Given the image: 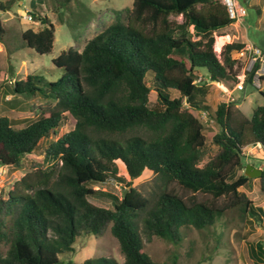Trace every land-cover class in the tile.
<instances>
[{
    "label": "trees",
    "instance_id": "1",
    "mask_svg": "<svg viewBox=\"0 0 264 264\" xmlns=\"http://www.w3.org/2000/svg\"><path fill=\"white\" fill-rule=\"evenodd\" d=\"M74 1L41 0V12H32L40 27L24 30L22 44L51 54L56 27L45 7L58 12ZM235 21L222 0H133L82 50L69 47L53 59L63 70L58 79L31 73L14 82L15 93L39 96L47 104L24 127L0 115V166L20 168L41 142L47 145L42 158H32L28 171L0 191V264H74L60 254L74 251L78 237L103 236L108 228L124 264H167L145 251L142 233L179 244L184 228L214 227L233 209L246 220L261 221L264 208L242 190L252 178L239 171L247 166L245 148L264 147V105L247 116L236 101L220 102L216 109L206 104L213 83L238 81L240 59L233 53L244 43H227L221 56L214 48L215 33ZM6 33L0 20V41ZM260 66L258 60L245 71L246 81L253 83ZM150 73L157 91L153 105ZM196 110L220 126L211 138L217 150L207 160L208 138ZM69 114L74 128L54 138ZM120 164L130 178L151 171L156 192L148 196L131 187L114 207L93 203L92 183L126 180ZM262 170L257 178L264 193ZM249 252L254 264H264V242L251 244ZM80 264L120 263L94 257Z\"/></svg>",
    "mask_w": 264,
    "mask_h": 264
},
{
    "label": "rangeland",
    "instance_id": "2",
    "mask_svg": "<svg viewBox=\"0 0 264 264\" xmlns=\"http://www.w3.org/2000/svg\"><path fill=\"white\" fill-rule=\"evenodd\" d=\"M237 1L247 9V15L243 17L244 22L238 34L264 50V12H259L256 6H250L243 0ZM40 2L41 0H0V20L7 31L5 42L0 41V115L12 118L17 127H24L35 120L37 114L41 112L40 107L46 106L47 103L39 96L15 93L14 82L31 73L40 74L46 81L58 79L63 70L53 63L55 57L69 47L82 50L88 40L113 18L116 10L133 5V0H77L68 8L58 12L51 6L45 7V12L55 24L56 40L51 54H40L34 48L24 46L21 38L24 30L40 27L37 17H33L32 21L22 19V15L27 10H31L37 16L42 10ZM173 18L182 21V16ZM216 34L219 35L221 32ZM220 47L221 45L218 46L216 43L214 48ZM240 59L241 62L236 68L242 73L243 69L247 70L245 67L251 61V55L246 53L241 55ZM200 71L205 73L203 68ZM146 81L151 86L150 105H153L156 102L157 91L151 73ZM256 84L260 86L256 87L248 83L245 90L235 92L238 97L236 102L247 116L252 115L257 105H264V95L261 93L264 91V81L256 80ZM230 85H233V82H230ZM221 90L220 84L211 86L206 104L212 109H216L218 103L225 100ZM164 93L171 97L180 96L179 91L175 89H164ZM184 104L188 106L186 101ZM202 113L200 110L195 111L196 116L205 126L208 138V152L205 158L207 160L217 150L211 138L216 131L220 130V126L215 121L212 122L207 114ZM75 123L76 119L70 114L67 115L54 138L73 129ZM46 145V140L41 142L34 153L24 158L20 168L0 166V191L8 190L28 171L32 158H42ZM244 154L243 161L246 164L264 168L262 146L253 149L245 148ZM120 166L119 175H124L126 180L110 177L106 182L92 183L91 186L97 190V193L89 196L93 203L104 207H114L116 199H121L131 187H137L148 196L158 189L157 181L151 171L144 172L140 177L130 178L122 164ZM242 172L244 170H240L239 174ZM128 181L132 184H127ZM242 190L248 194L256 206L264 208V193L260 190L258 178H252L249 185ZM206 198L208 197L202 196V199ZM223 202L222 198L218 200L219 204ZM260 219V222L255 219L246 220L242 218L238 209H233L228 211L214 227L204 230L184 228V237L179 244L167 242L158 236L149 239L142 233L145 251L155 261L167 264H173L175 260L177 264H254L249 247L251 244L256 247L258 243L264 242V214H260ZM140 229L142 230V223ZM74 247V251L60 254L61 259L80 264L89 258L106 257L117 259L120 264H124V255L121 253L119 241L110 228L103 236L90 234L78 237Z\"/></svg>",
    "mask_w": 264,
    "mask_h": 264
},
{
    "label": "crops",
    "instance_id": "3",
    "mask_svg": "<svg viewBox=\"0 0 264 264\" xmlns=\"http://www.w3.org/2000/svg\"><path fill=\"white\" fill-rule=\"evenodd\" d=\"M264 0H243V2L249 4L250 6H256L258 11L259 12H264ZM239 3V2H238ZM244 22V18L240 19V20H237L233 23H231L230 25L226 26L225 28L221 29V34L217 35L215 33V44H214V47L216 45V43L218 42V39L219 38H222V44H221V47L216 49L215 51L218 53H221L223 47L227 44V43H232V42H241V43H244V47L241 51L239 52H235L233 53V56H238L239 59L241 57V55H244L246 53L250 54V52L247 50L248 46L249 45H253V46H256L255 44H253L252 42H250L248 39H243V37H241L239 34H238V30L241 26V24ZM258 47V46H256ZM222 48V49H221ZM260 48V47H258ZM221 49V51H219ZM261 49V48H260ZM263 52L264 50L261 49ZM220 55V54H218ZM251 55V54H250ZM241 60V59H240ZM241 62V61H240ZM239 80L237 82H233V85H230V82H219V83H213V85L215 84H220V86H222V96L225 97V100L224 102H228L229 101V98L230 96L234 97L235 100L234 101H238V97L235 95V92L236 91H242V90H245L246 88V85L249 83V84H252L254 86L257 87L256 85V82L253 81V83H250L248 81H246V76H245V72H244V69L242 71V73H240L238 75ZM241 79V80H240ZM240 82H243L240 86ZM235 83V84H234ZM212 85V86H213ZM209 94L206 96V99L208 98ZM227 97V98H226ZM240 108V107H239ZM211 121L213 122V120L211 119ZM218 132V131H216ZM215 132V133H216ZM258 146H261L260 144H256V145H252V146H249L247 147V149H253V148H257ZM264 148V147H263ZM263 166V165H261Z\"/></svg>",
    "mask_w": 264,
    "mask_h": 264
},
{
    "label": "built area",
    "instance_id": "4",
    "mask_svg": "<svg viewBox=\"0 0 264 264\" xmlns=\"http://www.w3.org/2000/svg\"><path fill=\"white\" fill-rule=\"evenodd\" d=\"M222 2L227 6L228 12H229V16L230 18L234 19V20H240L242 19L244 16L247 15V9L245 6L241 5L240 3H238L237 0H222ZM22 19L23 20H27V21H32L33 20V13L31 10H27L26 13H24L22 15ZM247 50L250 52L251 54V61L249 62V64H247V66L245 67L248 70H251L254 66V63L256 61H260L261 62V66L260 68L257 70L256 75L254 77V81L256 82V80H260V75L264 73V52L253 45H249ZM246 70H244L245 72ZM202 77L200 76L197 81H201ZM243 82H240V86ZM258 87L260 86L259 84H256ZM235 98L230 96L229 101H234ZM203 115H206L207 113L205 111H202ZM209 117V116H208ZM2 168V167H1Z\"/></svg>",
    "mask_w": 264,
    "mask_h": 264
},
{
    "label": "water",
    "instance_id": "5",
    "mask_svg": "<svg viewBox=\"0 0 264 264\" xmlns=\"http://www.w3.org/2000/svg\"><path fill=\"white\" fill-rule=\"evenodd\" d=\"M262 172H263L262 168L255 167L252 164H247V166L244 170L245 175H247L248 177H251V178L260 177L262 175ZM126 194L127 193L125 192V195Z\"/></svg>",
    "mask_w": 264,
    "mask_h": 264
},
{
    "label": "bare ground",
    "instance_id": "6",
    "mask_svg": "<svg viewBox=\"0 0 264 264\" xmlns=\"http://www.w3.org/2000/svg\"><path fill=\"white\" fill-rule=\"evenodd\" d=\"M217 44H218V46H220L222 44V39H218Z\"/></svg>",
    "mask_w": 264,
    "mask_h": 264
}]
</instances>
